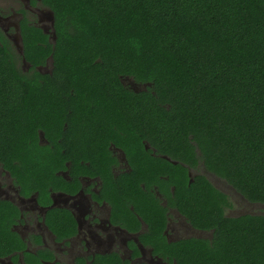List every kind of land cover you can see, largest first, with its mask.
<instances>
[{
	"label": "trees",
	"instance_id": "1",
	"mask_svg": "<svg viewBox=\"0 0 264 264\" xmlns=\"http://www.w3.org/2000/svg\"><path fill=\"white\" fill-rule=\"evenodd\" d=\"M40 4L53 12L54 43L23 20L21 56L0 33V160L13 175L24 183L46 181L41 177L61 158L46 154L37 130L61 136L72 106L73 124L85 134L107 132L105 119L112 118L116 140L123 128L132 155L144 152L141 133L158 151L203 162L264 206V0ZM49 55L52 73L36 70ZM22 57L30 72L22 70ZM120 76L147 91L134 93ZM134 108L141 114H129ZM181 183L186 186V176ZM190 189L194 203H183V211L214 234L211 245L193 243L197 251L182 261L264 264V212L224 216L220 203L227 199L206 179Z\"/></svg>",
	"mask_w": 264,
	"mask_h": 264
},
{
	"label": "flooded vegetation",
	"instance_id": "2",
	"mask_svg": "<svg viewBox=\"0 0 264 264\" xmlns=\"http://www.w3.org/2000/svg\"><path fill=\"white\" fill-rule=\"evenodd\" d=\"M52 18L40 0H0V33L18 53L14 38L21 35V22L40 27L49 37ZM21 61L22 70L29 71L31 64ZM35 69L52 73V61L48 57ZM119 78L134 93L147 91L144 84ZM75 111L67 107L61 136L49 130V138L37 130V143L47 146L46 154L61 158L49 176L41 177L46 181L24 183L0 160V264H188L185 254L197 251L192 244L211 245L214 234L213 227L183 211V203H194L192 182L204 178L225 195L227 204L220 203L224 216L255 213L244 205H261L249 202L203 162L160 152L141 133L136 137L144 152L132 155L123 128L117 142L112 118L105 119L107 132L85 134L73 124ZM129 114L141 111L134 108ZM145 153L155 159L153 164Z\"/></svg>",
	"mask_w": 264,
	"mask_h": 264
},
{
	"label": "water",
	"instance_id": "3",
	"mask_svg": "<svg viewBox=\"0 0 264 264\" xmlns=\"http://www.w3.org/2000/svg\"><path fill=\"white\" fill-rule=\"evenodd\" d=\"M51 24L52 25H50L49 28L46 31L49 32V40H51V42L54 43L55 40H56V34H55L54 25H53L54 24V19L53 18L51 20ZM21 41H22L21 35L17 34V36H15V38H14V42H15V45L17 46V49H18L19 53L23 54V45H22ZM49 59L52 61V55H49ZM23 60L25 62L24 58H23Z\"/></svg>",
	"mask_w": 264,
	"mask_h": 264
},
{
	"label": "rangeland",
	"instance_id": "4",
	"mask_svg": "<svg viewBox=\"0 0 264 264\" xmlns=\"http://www.w3.org/2000/svg\"><path fill=\"white\" fill-rule=\"evenodd\" d=\"M245 210L250 209V211L247 212H251V211H255V213H261L264 212V206L260 205L258 206H251V205H244Z\"/></svg>",
	"mask_w": 264,
	"mask_h": 264
}]
</instances>
